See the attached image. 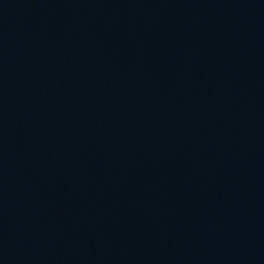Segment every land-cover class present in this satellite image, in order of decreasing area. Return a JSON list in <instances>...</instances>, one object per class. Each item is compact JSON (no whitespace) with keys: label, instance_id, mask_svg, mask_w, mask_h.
<instances>
[{"label":"water","instance_id":"1","mask_svg":"<svg viewBox=\"0 0 264 264\" xmlns=\"http://www.w3.org/2000/svg\"><path fill=\"white\" fill-rule=\"evenodd\" d=\"M0 264H264V0H0Z\"/></svg>","mask_w":264,"mask_h":264}]
</instances>
